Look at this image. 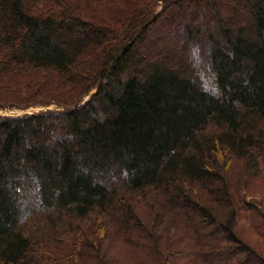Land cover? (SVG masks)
I'll return each instance as SVG.
<instances>
[{
  "label": "trees",
  "instance_id": "obj_1",
  "mask_svg": "<svg viewBox=\"0 0 264 264\" xmlns=\"http://www.w3.org/2000/svg\"><path fill=\"white\" fill-rule=\"evenodd\" d=\"M248 173L264 178V0H0V264H120L62 218L121 210L145 244L126 264H173L167 203L198 219L205 264H264Z\"/></svg>",
  "mask_w": 264,
  "mask_h": 264
},
{
  "label": "rangeland",
  "instance_id": "obj_2",
  "mask_svg": "<svg viewBox=\"0 0 264 264\" xmlns=\"http://www.w3.org/2000/svg\"><path fill=\"white\" fill-rule=\"evenodd\" d=\"M229 4V2H226ZM236 168V167H235ZM245 182L248 181V187L250 189L247 192V199L250 202H256L259 206L262 201H264V178L263 176L254 175L252 173L246 174L244 178ZM116 197L115 200H118L123 204V200L126 203H130L131 209L135 214L140 213L141 205L144 204L141 196L137 194V191L129 190L125 185L121 184L119 187L116 186L115 189ZM262 206V205H261ZM172 204H165L162 208L161 214L172 212L177 214L175 217L176 227L169 232L168 234L172 235L170 244V250L168 253L171 254L169 259H173V264H205L204 260L201 257V251L197 247L201 245L202 238H200V228L198 227L199 221L195 217L189 219L184 218V212L178 210L177 208L172 209ZM143 211L147 213V207L144 205L142 207ZM123 211V212H122ZM131 215H127L125 210L113 214L111 216L105 215L103 213H91L86 219L80 220L76 218H68L65 216L62 219H67L68 222L73 224V230L80 231L83 233V237H86L89 241L91 238L99 239L101 243L105 244L106 247H111L110 250L113 252V256L119 261L120 264H126L131 258L138 255V252H134L136 249L135 242H138L140 247H144V241H141V238H136L135 227L126 221V218ZM191 212L188 213V216H192ZM126 216V218H125ZM253 218V217H250ZM242 220V219H241ZM65 221L61 224L64 225ZM95 227L97 229L94 228ZM248 225L249 223H242ZM129 225V226H126ZM40 226L42 222L40 221ZM104 228L105 237H101L102 230ZM166 228H172L170 223H166ZM29 231H33L30 229ZM239 231L241 236L244 238L245 242H249L254 245L256 242L252 237V229L241 225L239 226ZM94 232V236L93 233ZM254 234V233H253ZM257 240V239H256ZM159 243L160 240H159Z\"/></svg>",
  "mask_w": 264,
  "mask_h": 264
},
{
  "label": "water",
  "instance_id": "obj_3",
  "mask_svg": "<svg viewBox=\"0 0 264 264\" xmlns=\"http://www.w3.org/2000/svg\"><path fill=\"white\" fill-rule=\"evenodd\" d=\"M23 113V111H20V114H22Z\"/></svg>",
  "mask_w": 264,
  "mask_h": 264
}]
</instances>
